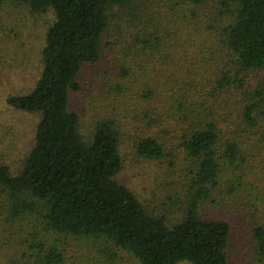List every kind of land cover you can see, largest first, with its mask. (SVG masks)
Masks as SVG:
<instances>
[{
    "label": "trees",
    "instance_id": "obj_1",
    "mask_svg": "<svg viewBox=\"0 0 264 264\" xmlns=\"http://www.w3.org/2000/svg\"><path fill=\"white\" fill-rule=\"evenodd\" d=\"M0 264H264V0H0Z\"/></svg>",
    "mask_w": 264,
    "mask_h": 264
},
{
    "label": "rangeland",
    "instance_id": "obj_2",
    "mask_svg": "<svg viewBox=\"0 0 264 264\" xmlns=\"http://www.w3.org/2000/svg\"><path fill=\"white\" fill-rule=\"evenodd\" d=\"M38 40H35L36 46H38ZM36 55L37 48L32 52L33 60L30 61L29 68L27 70L31 71V69L33 68V64L35 63L34 57ZM18 83L19 82L17 81L16 87ZM83 108L84 106H80V110ZM81 111L83 115L80 126L82 132L87 135L91 116L86 113L84 114L83 110ZM7 117L8 120L15 119L16 124L21 127L22 131L18 140L16 151L18 150L21 154H23L25 151L28 150L31 143V139L33 136L34 119H32L31 117L20 115L19 117H15V114H7ZM12 159H15V157H12ZM15 163L16 161H12L13 165ZM142 166H146L147 169H145V171L147 174H163V172L161 173L158 171L157 166L153 163L144 164L140 167ZM119 181L129 185V187L135 191L136 195L141 200V202L145 204V206H147L152 212H154V214L167 217L171 223H173L175 219L179 218L180 206L177 205L176 200V196L178 195L177 191L179 190V187L178 190L174 188V183L172 184V181L174 182V180L172 177L166 178L165 180L161 179V181H159L162 184L159 186L163 189H166L165 192L162 190H158L157 187H155V185L152 183V181L149 180V178H146L145 176L143 177L140 171L135 172L130 170L129 168L126 169L123 174H121V176L119 177ZM175 192H177V194H175ZM179 197L181 198L180 195Z\"/></svg>",
    "mask_w": 264,
    "mask_h": 264
}]
</instances>
